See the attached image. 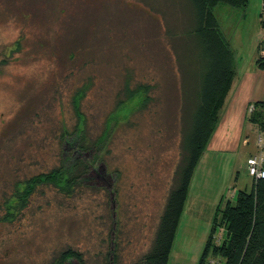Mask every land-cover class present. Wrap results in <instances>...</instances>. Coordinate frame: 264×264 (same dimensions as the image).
<instances>
[{"label":"rangeland","instance_id":"rangeland-1","mask_svg":"<svg viewBox=\"0 0 264 264\" xmlns=\"http://www.w3.org/2000/svg\"><path fill=\"white\" fill-rule=\"evenodd\" d=\"M216 16L235 53L231 95L240 105L247 84L264 83L256 66L264 56V0H247L243 9L220 5ZM191 20L186 0H0V264H56L69 249L83 262L66 264H110L112 254L119 264H132L148 252L184 155L186 101L193 92H184L182 61L193 68L178 49L187 53ZM127 88L142 90L128 99ZM80 93L86 145L100 142L99 173L73 196L40 186L28 206L8 218L18 186L60 167L64 158L80 160L71 144L79 146L81 132L62 140L78 125ZM254 111L250 105L247 119ZM250 124L257 150L246 165L238 167L244 152L205 151L171 264H199L214 204H236L239 191H252L249 169L252 161H264V134ZM224 234L219 229L214 243Z\"/></svg>","mask_w":264,"mask_h":264},{"label":"trees","instance_id":"trees-1","mask_svg":"<svg viewBox=\"0 0 264 264\" xmlns=\"http://www.w3.org/2000/svg\"><path fill=\"white\" fill-rule=\"evenodd\" d=\"M186 5L192 20L189 30L187 29L188 33L184 36L191 42H187L188 48L184 50L187 53L178 49V57L180 59L187 56L191 60L192 73L188 69L187 61H182L183 70L187 73V76L184 75L183 88L184 92L187 93L190 89L193 94L186 101L188 108L183 140L184 155L152 246L132 264H171L170 256L195 170L218 126L221 111L236 76L235 53L222 30L216 9L220 5L243 9L247 6V0H186ZM180 39L181 37H175V42ZM256 66L264 73V56H258ZM140 90L142 89L130 91L127 88V98L132 99ZM144 92L147 94L149 89L146 87ZM83 97L84 93H80L75 98L78 125L74 132L66 131L62 135L63 141H68L78 131L81 135L83 133L84 120L79 107ZM148 98L146 96L144 104ZM252 106L255 111L248 120L257 125L264 134V100L255 102ZM81 138L79 146L71 144L73 157H79L80 160L68 164L69 159L64 158L60 167L25 182L23 189L17 187L14 200L8 203L9 213L12 212L8 213V218L25 209L40 186L54 187L67 197L73 196L76 190L90 180L92 172L97 171V165L101 163L100 142L88 147L85 137L82 135ZM94 151L96 154L92 160L84 161L80 158ZM214 219L212 234L199 264H264V179H254L251 192L239 191L236 204L222 201L217 207ZM219 229L224 230V238L220 244H215L213 236ZM112 255L114 261L110 264H119L115 254ZM69 260L83 262L81 253L69 249L56 264H66Z\"/></svg>","mask_w":264,"mask_h":264},{"label":"crops","instance_id":"crops-1","mask_svg":"<svg viewBox=\"0 0 264 264\" xmlns=\"http://www.w3.org/2000/svg\"><path fill=\"white\" fill-rule=\"evenodd\" d=\"M244 77H242V79L238 78L239 84H241ZM245 89L247 94L240 98V101L238 102L240 105L233 104V94L231 95L233 89L230 91L221 111L218 126L207 148L208 151L215 153L244 152V154H242L244 155V161H241L239 166L237 164L236 167H241L242 164L246 165L249 158L256 153V139L254 137L256 127L248 122V107L257 101L264 100V83L260 87H254L247 84ZM247 126H249V132H246ZM232 202L234 203V200ZM217 207L218 205L214 204V207L212 208V211L214 212L213 216L216 213Z\"/></svg>","mask_w":264,"mask_h":264},{"label":"built area","instance_id":"built-area-1","mask_svg":"<svg viewBox=\"0 0 264 264\" xmlns=\"http://www.w3.org/2000/svg\"><path fill=\"white\" fill-rule=\"evenodd\" d=\"M261 159H258L256 161L251 162V167L249 169V174L254 179H264V161Z\"/></svg>","mask_w":264,"mask_h":264}]
</instances>
